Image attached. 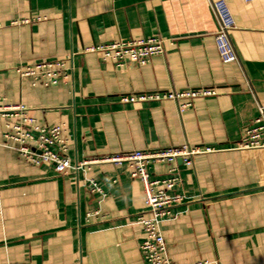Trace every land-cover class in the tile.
<instances>
[{
	"label": "crops",
	"instance_id": "crops-1",
	"mask_svg": "<svg viewBox=\"0 0 264 264\" xmlns=\"http://www.w3.org/2000/svg\"><path fill=\"white\" fill-rule=\"evenodd\" d=\"M219 0H0V106L22 104L62 125L72 164L189 145L216 150L176 168L184 200L161 223L174 264H264V148L241 150L264 108V0H223L239 60L224 64L211 3ZM163 41L145 66H117L93 46ZM72 64L67 83L33 86L20 70ZM216 90L213 97L123 104V97ZM191 104L183 112L179 106ZM0 117V141L6 133ZM12 123H16L12 120ZM128 164L58 175L0 147V264H146L142 183Z\"/></svg>",
	"mask_w": 264,
	"mask_h": 264
},
{
	"label": "built area",
	"instance_id": "built-area-1",
	"mask_svg": "<svg viewBox=\"0 0 264 264\" xmlns=\"http://www.w3.org/2000/svg\"><path fill=\"white\" fill-rule=\"evenodd\" d=\"M256 0H244L251 4ZM211 9L218 22L215 34V43L220 60L224 64L234 63L239 60L232 44L230 32L235 29V21L227 3L223 0L211 3ZM98 53L104 61L111 60L117 66L130 62L137 66H145L152 58L164 54L163 41L157 38L140 41H116L108 44L93 46L86 50ZM72 64L63 61H48L37 64L34 68L20 70L21 78H31L33 86H55L67 83L70 78ZM219 93L216 90H190L185 92H168L165 94L139 95L123 97V104L136 102H150L162 100L179 101L199 97H213ZM191 104L179 106L183 112ZM261 116L249 127H246L240 144L241 150H254L264 148V108H260ZM0 117L5 123L6 133L0 141V147L16 152L21 158L33 166L50 165L58 175H68L78 172L85 166L97 163H110L115 166L128 164L132 170L131 177L139 180L144 189L145 204L149 217L142 218L145 238L140 247L143 260L146 264H174L171 260L166 241L161 232V223L172 218V209L184 200L180 195L169 196L180 185L176 168L169 170L163 179H153L150 167L164 164L172 167L176 161H182L184 166L191 167L193 159L202 154L216 151L211 147H191L184 145L155 151H133L100 159L72 164L67 155V141L63 134V126H40L30 115L28 108L22 104L0 106ZM12 120L16 123H12Z\"/></svg>",
	"mask_w": 264,
	"mask_h": 264
}]
</instances>
